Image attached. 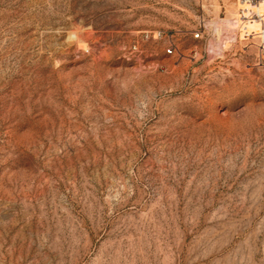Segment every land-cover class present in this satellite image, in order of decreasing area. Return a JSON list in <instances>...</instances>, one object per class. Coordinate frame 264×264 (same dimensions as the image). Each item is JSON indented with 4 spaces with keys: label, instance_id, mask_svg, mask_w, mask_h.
<instances>
[{
    "label": "rangeland",
    "instance_id": "374dc122",
    "mask_svg": "<svg viewBox=\"0 0 264 264\" xmlns=\"http://www.w3.org/2000/svg\"><path fill=\"white\" fill-rule=\"evenodd\" d=\"M254 8L0 0V264H264Z\"/></svg>",
    "mask_w": 264,
    "mask_h": 264
},
{
    "label": "bare ground",
    "instance_id": "6f19581e",
    "mask_svg": "<svg viewBox=\"0 0 264 264\" xmlns=\"http://www.w3.org/2000/svg\"><path fill=\"white\" fill-rule=\"evenodd\" d=\"M243 1H244V4L251 3V4L255 5L254 11L257 12L256 13L257 17H254V20L263 24V21L260 19L259 14H258L260 2L255 3L253 0H243ZM236 16H237V19L235 18L236 20L234 22H232L228 18H226V19L219 18L216 20L213 19V21L211 20L212 22H210V25L214 29L215 34L217 36L216 41L212 40L208 44V46H209L208 48H209L211 53L217 55L215 53V49L218 50L219 46H222L223 44H227L231 40L229 37H224V34H226V33L228 35L233 34L237 29H239V26L243 23V21H242V16H243L242 7H238V12H237ZM251 22H253V21L251 20Z\"/></svg>",
    "mask_w": 264,
    "mask_h": 264
},
{
    "label": "built area",
    "instance_id": "2783aa9c",
    "mask_svg": "<svg viewBox=\"0 0 264 264\" xmlns=\"http://www.w3.org/2000/svg\"><path fill=\"white\" fill-rule=\"evenodd\" d=\"M255 3L256 2H262V0H253ZM261 9H262V6H260L259 7V10H258V14H259V17H260V19L263 21V23H264V14L262 13V11H261ZM256 13L257 12H255L254 10H251L250 11V15H249V17L250 18H253V17H257V15H256ZM260 31V38H263V41H264V28H263V30H259ZM155 37L156 38H159V37H162V33L161 32H158L157 34H155ZM197 37H199V35L197 36ZM172 49L171 48H169L168 49V53L169 54H172Z\"/></svg>",
    "mask_w": 264,
    "mask_h": 264
}]
</instances>
